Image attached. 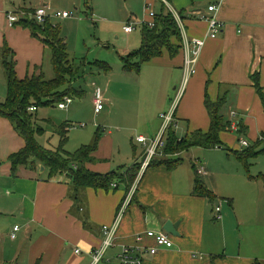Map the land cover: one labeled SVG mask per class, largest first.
I'll return each instance as SVG.
<instances>
[{
	"label": "crops",
	"instance_id": "obj_1",
	"mask_svg": "<svg viewBox=\"0 0 264 264\" xmlns=\"http://www.w3.org/2000/svg\"><path fill=\"white\" fill-rule=\"evenodd\" d=\"M86 1L0 0V89L2 87L4 89L5 83L7 85L1 61V52L6 43L14 51L16 71L20 79L41 73L46 76L47 62L53 66L51 50L41 39L35 37L29 28L21 21L13 27L9 26L10 12L32 10L34 13L37 8L46 5L67 11L71 9L69 7H76L78 12L84 9L86 16H91L92 22L101 23L104 26V35L122 32L129 40H133L138 27L142 36V27L139 23L149 19L147 6L151 5L156 13L163 10L162 0H88L87 3ZM157 2L161 4L160 8ZM170 4L180 13L184 24L186 22V32L191 39L206 37L208 32L206 18L210 14L208 9L210 4L220 6L218 17L225 23L223 31L217 38L207 39L197 65V73L189 81V94L187 95L186 89L176 109L177 127H180V122L187 123L186 128L181 125L187 131L186 135L197 129L207 131L210 128V117L205 106V93L208 89L214 101L225 94L227 102L231 101L229 114L235 111L238 121L244 124L248 135L259 139L264 132V108L252 75L259 72L264 87V0H172ZM29 17L35 19L33 15ZM74 17L72 15L69 18L52 20L60 27L68 51L70 43L64 33L67 35L66 31L74 24L85 22L83 19H73ZM126 25H133L136 29L127 33L124 29ZM130 47L123 50L122 56L132 52ZM184 57L183 48L175 58L165 52L163 56L142 65V67L145 64L158 65L147 69L149 73L145 75H142V67L141 71H137L126 70L122 66L123 72L119 74H115L110 65L109 68L103 69L106 75L111 74V77L106 79L104 86L93 83L96 87L94 104L99 91L100 96L107 102L104 109L109 106L110 112L107 117L110 123H119L117 117L120 110L126 112L125 116L120 117L125 120L131 119L133 116L131 111L123 109V106L134 102V99L141 101L142 98L146 104L144 110L137 116L139 132L136 134L126 136L124 132L127 130L123 128L115 133L109 130L103 135L102 129L104 131L106 129L99 126L94 136V139L97 135L100 136L99 146L93 153L94 160L86 164L89 170L100 174L116 171L126 177L127 171L134 165L143 164L146 148L136 140V136L156 138L159 135L163 125L161 114L171 109L176 89L181 86L184 79ZM174 70L180 73H174ZM132 72L142 76L140 80L142 87L137 92L126 82L131 81ZM169 74L173 77L171 82ZM174 76L180 79L178 85V80ZM164 79L165 83H162ZM160 84L167 86L159 90ZM125 86L130 87L128 91ZM103 110L97 113L95 109V112L100 115ZM122 122L123 119L120 124ZM65 125L69 131V124ZM221 137L222 140H226L224 135ZM120 139L125 140L127 144L131 141L133 158L130 151L128 153V148H125L124 152L117 149V140ZM107 144L110 146L108 151ZM24 145L23 137L15 131L9 119L0 116V190L7 191L6 197L0 195V198H3L0 216L4 218L7 215L1 211L8 206L19 208L21 216L19 219L21 224L18 222L10 224L11 234L13 235L14 228L18 225L20 229L16 233L20 235L15 238L11 236L15 248L10 257L4 253L3 263L93 264L92 251L103 243V227L113 224L121 205L135 186L115 242L107 251L110 260H114L115 264H119L118 255L125 246L154 245L155 241L148 237L146 232L149 230L167 232L164 229L167 221L178 224V236L168 233L174 241V247L162 248L156 255L146 256L144 264H259L254 261L251 253L241 252V243L235 236L239 226L245 223L246 212L238 209L233 191L235 189L242 193L246 191L247 201L251 200L254 188L258 187L255 186V179H248L249 183L246 181L244 183L241 168L236 165V162L240 161L233 153L218 147L214 150L192 147L187 150L189 163L184 162L183 152L182 161L172 168L162 164L142 169L141 165L139 176L130 188L125 180L115 181L113 184L116 186L112 185L108 190L87 188L82 193L84 201L80 202L81 208L77 209L72 192V178L69 175L61 174L49 178L46 168L42 172L41 169L39 171L25 166L19 167L16 176L12 175L9 156ZM156 160L163 161L167 158L159 154ZM129 161H133L130 166L127 165ZM239 164L243 165L241 162ZM200 165L205 167V173L202 175L197 171ZM231 165L237 167L235 173L226 170V167ZM197 174L213 191L216 196L214 200L194 193ZM215 201L218 203L215 204ZM209 202L215 205L213 219L220 221V224L211 221ZM217 207L221 208L219 212ZM257 216L259 217V212L249 213L250 220H255ZM206 222L213 224L220 232L218 236L214 231L208 235L218 244H210L207 250L206 238L203 237ZM0 239L5 240L3 230L0 231ZM30 240L33 241L32 245L26 246L29 249H25L23 243ZM77 249L81 250L80 253L76 252ZM24 250L28 253H24ZM219 250L223 253L217 254Z\"/></svg>",
	"mask_w": 264,
	"mask_h": 264
},
{
	"label": "trees",
	"instance_id": "obj_2",
	"mask_svg": "<svg viewBox=\"0 0 264 264\" xmlns=\"http://www.w3.org/2000/svg\"><path fill=\"white\" fill-rule=\"evenodd\" d=\"M171 3L172 0H167ZM88 0L86 1V3ZM27 14L21 19L22 24L29 28L33 35L41 39L45 46L52 52V63L55 77L47 79L44 73L20 79L16 71V60L13 49L6 43L1 52V61L7 78V97L5 101L0 100V116L9 119L11 124L20 136L23 137L25 145L19 151L9 156L12 165V175L16 176L19 167L25 166L35 170L41 169L44 165L48 170L49 178L56 175L66 174L72 178V192L77 209L81 208L84 199L82 193L87 188L110 189L115 181H124L130 188L141 170L142 163H137L125 175L112 171L106 174L96 173L89 170L86 164L93 161V153L99 146L100 136L97 135L91 144L83 145L77 151L71 153L64 149L68 142V130L65 124L58 128L61 136V145L56 150L42 146L37 135L44 132L41 126L35 124V111H30L32 106L39 107L60 104L65 97L82 96L85 91L72 85L78 76V69L71 62L70 54L61 35V29L48 19L44 24L38 23L28 15L33 11L22 10ZM155 26L150 28L147 24H142V45L139 49L132 51L128 55L122 56L123 66L126 70L140 71L144 63L161 57L168 52L172 58L177 57L183 48L182 32L179 24L170 8L163 2V10L156 13L153 18ZM102 69L109 68L106 62L98 61L95 64ZM254 86L260 96L264 108V87L261 83L259 72L252 75ZM227 96L222 94L214 101L211 99L208 89L205 93V106L210 117V128L207 131L202 129L194 130L186 136L179 137L175 127L176 121L166 130V146L161 150L167 160L159 161L153 158L149 166L168 165L174 167L182 161L179 156L192 147L203 148H226L222 140V132L231 129L232 121L226 120L223 114L227 106ZM238 121V120H237ZM239 133H246V128L241 121H238ZM246 150H232L234 156L240 161L244 168L251 157H258L264 154V132L253 145L246 147ZM146 154V153H145ZM179 154V155H178ZM178 157H175V156ZM263 179L264 174L257 175ZM194 193L205 196L211 200L215 199L211 191L197 174L195 179Z\"/></svg>",
	"mask_w": 264,
	"mask_h": 264
},
{
	"label": "rangeland",
	"instance_id": "obj_3",
	"mask_svg": "<svg viewBox=\"0 0 264 264\" xmlns=\"http://www.w3.org/2000/svg\"><path fill=\"white\" fill-rule=\"evenodd\" d=\"M158 1V0H157ZM158 8H160L161 4L157 2ZM54 9H62L59 7L54 6ZM69 11L72 12V14L75 16L73 19H83L85 22L82 24H74L70 29H68L67 35L64 33V36L67 37L70 43V59L72 64L75 68L78 69L79 73L76 79L73 81L72 85L77 88H82L85 91L84 96L78 97L73 96V103L69 106V108L61 109L58 104L51 105V106H42L38 108V111H35L36 117H35V124L37 126H41L44 129V132L40 135H37V139L39 143L46 147L53 150H56L61 145V136L58 133V128L63 124H69V131H68V142L66 143L64 149L68 152H75L79 148H81L83 145H87L91 143L94 139L95 132L101 127H105L102 129L103 135L109 131L112 130L114 133L118 130H123V128H126L125 135L130 136L133 134L138 133V119L137 116L144 110V106L146 102L144 99L141 98V101L138 99H134V102L131 101L128 104H125L123 106V109H126L128 111H131L132 117L131 119L125 120V118L120 116H125L126 112L124 110L117 109L118 117L117 121L119 123H110L108 120L107 114L109 111V106H106V109L103 110L102 114H96L95 112V104H94V95H95V89L96 87L93 85L94 82L96 84L104 86V83L108 77H111V74L106 75L104 70L100 67H97L95 64L98 61L106 62L108 63L115 74H119L123 72L122 66L123 60V50L127 48L128 46L131 48V50H137L142 45V36H141V30L140 27L135 31L134 33V39L129 40L126 35H124L122 32H119L118 34H108L105 33L104 35V26H102L99 22H92L91 16L88 17L84 13V9L79 11L76 9V7H69ZM59 18H52L53 21H57ZM90 19V20H89ZM96 20V19H94ZM75 22V20H74ZM186 24V22H185ZM187 26V25H186ZM136 29V28H135ZM106 32V31H105ZM192 38V37H191ZM49 53L50 50H48ZM150 64H145L142 67V75H145L146 73H149V70L152 69V67H156L158 65L149 66ZM148 67V68H147ZM46 71V78L52 79L55 77V71L53 66L49 64V61L47 62V65L45 67ZM141 71V70H140ZM144 71V72H143ZM171 71V70H170ZM174 73H180L178 70H174ZM132 79L131 81H126L128 84H131V89H134L135 92L137 90L139 91L142 87V82H140L142 76L137 73H131L130 74ZM169 76V82L173 80V77L171 74ZM176 80L178 78L174 76ZM181 78V76H180ZM118 79V78H117ZM183 81V80H182ZM162 83H165V79ZM180 83V79L177 81V85ZM3 87L0 89V100L5 101L7 97V85L4 84ZM160 89L162 90V87L165 89L167 85L160 84ZM190 84L187 85V95L189 94V88ZM130 87L125 86V89L128 91ZM173 94L174 91H173ZM174 96V95H173ZM107 102H105L106 104ZM231 108V101L227 102V106L223 110V114L225 116V119L228 121H232L231 115L229 114ZM123 119L122 124H120L121 120ZM236 119V118H235ZM238 116H237V119ZM115 121V120H114ZM180 122V120L178 119ZM85 126H81V125ZM180 127H175V130L179 137L186 136L185 128L187 127V123L180 122ZM184 126L185 128L181 127ZM119 128V129H118ZM133 130V131H132ZM16 131V130H15ZM130 134H129V132ZM17 132V131H16ZM18 133V132H17ZM222 135L225 136L226 140L224 139V145L227 146L224 148L225 151H228L232 153V150H246V147H243L241 145V140H247L250 145H253L255 140L254 137L248 135V133H239V131H233L232 129H228L226 131L222 132ZM200 147V146H195ZM125 148H128V153L130 151V156L132 157V144L131 141L127 144L125 140L122 139L117 140V149H121L122 152H124ZM201 149H210L214 150V148H203ZM110 149V146L107 144V151ZM189 151V150H188ZM183 156V160L186 163H189V157H187L188 152L185 151ZM161 155H164L165 153ZM179 155V154H178ZM182 153H180L181 157ZM175 157H178L177 155ZM182 158V157H181ZM235 161V160H234ZM213 163H218L216 161H213ZM235 163V162H234ZM241 168V176L242 179H244V183L248 182V179L251 176L254 178H257V175H260L261 173L264 174V154L259 155L258 157H251L248 161V165L246 164L245 169L243 165L236 162ZM133 164V161L127 162V165L130 166ZM237 167L235 165H231L230 167H226V170H228L230 173H235V170ZM222 170V169H220ZM246 185V184H245ZM255 186L258 188H254L253 190V197L248 199L246 201V191L240 192V190H234L233 194H235L236 199V205H238V209L241 208V211L246 212V219L245 223L239 226L238 232H235V236L239 239V242L241 243V252L244 253H251L254 257V261L258 262L259 264H264V181L263 179H255ZM254 187V186H253ZM6 190H0V195L6 197ZM2 198V199H3ZM2 199L0 198V206L2 204ZM220 200V199H219ZM218 201V200H217ZM215 201L214 203L217 204L218 202ZM221 202V200H220ZM226 204V202H224ZM209 213L212 215L211 221L215 224H220V221H216L213 219L214 215V204L212 205L211 202H209ZM4 209L1 212L6 213L7 215L0 216V231L3 230L5 232V240L0 239V264H17L16 262H7L3 263V256L4 253H6L7 257L12 256V253L15 248V244L12 242L11 239L12 236V229L10 230V224L15 222H20V209L14 206H8L4 207ZM259 212V217L257 216L255 220H250L249 213H257ZM15 220V221H13ZM214 231L216 235H220L219 230L214 227L213 224H210L209 222L205 223L204 226V239L206 238V245L205 250L209 247L210 244L217 245L218 242L216 240H212L208 235H210ZM20 234L16 233V236ZM32 240L24 242L23 246L30 247L32 245ZM26 247L25 249H29ZM223 247V245H222ZM6 248V249H4ZM24 253H28L27 250H24ZM217 254L223 253V251L219 250L216 252ZM24 261V260H23ZM100 264H115L114 260H110V255L107 253L103 260L100 261Z\"/></svg>",
	"mask_w": 264,
	"mask_h": 264
},
{
	"label": "built area",
	"instance_id": "obj_4",
	"mask_svg": "<svg viewBox=\"0 0 264 264\" xmlns=\"http://www.w3.org/2000/svg\"><path fill=\"white\" fill-rule=\"evenodd\" d=\"M172 11L174 17L176 18L179 27L182 32V38H183V49L185 51V57H184V79L181 83V86L176 89V96L173 101V104L171 106V109L165 113L161 114V118L163 119V125L162 129L159 133V135L156 138H148L144 135H138L136 136V140L143 144L146 148V154L145 159L142 164V169H145L149 166L150 162L153 158L157 157L161 150L166 146L165 141V132L166 130L176 121V109L184 96L187 85L191 79L192 76H194L197 73V65L201 56V53L203 51V48L206 45L207 39H215L217 38L221 32L223 31L225 27V23L219 19L218 12H219V5L218 4H210L209 9V15L207 16V22H208V32L206 37L203 38H193L191 39L186 32V27L183 21V18L181 17L180 13L170 4L167 0H162ZM147 15L149 19L147 21H143L139 23L147 24L150 28H153L155 26L154 17L156 15V12L152 9L151 5H148L146 8ZM26 12H10L8 13V24L10 27L15 26L16 23L21 21V17L26 15ZM33 15L35 17V20L40 23L44 24L48 19L52 20V18H69L72 17V12L67 10H55L52 7L46 5L37 8L34 13L28 14ZM125 31L127 33L133 32L135 30V27L133 25H126L124 27ZM73 102L72 97H65V99L59 104V107L61 109H68L69 105ZM105 107V101L102 96H100V92L98 91L97 98L95 99V109L96 112H101ZM30 111H37V107L32 106L30 108ZM232 117V124L231 129L237 130L238 129V121L235 119L237 118V113L233 111L231 113ZM81 126H85L84 124ZM241 145L243 147L250 146L249 142L247 140H241ZM197 171L200 175L205 173V167L203 165L198 166ZM113 186H116V184H113ZM135 190V186H133L131 193L128 195L126 200L121 205V208L119 209V212L116 216L115 221L112 225H105L103 227V243L100 247L94 249L92 251V255L94 258V263L97 264L103 258L105 257L107 251L113 246L115 242V238L117 235V232L119 230V227L121 225V221L123 219L124 214L127 211V208L129 207L131 203V195ZM220 207H217V211H220ZM20 229V227L17 225L13 233V238L16 237V232ZM146 235L150 238H152L155 241V244L152 246H125L122 248V251L119 253V264H144L145 257L146 256H153L156 255L160 249L162 248H172L174 247V241L171 238V236L164 231H155V230H149L146 232ZM80 249H77L76 252L80 253Z\"/></svg>",
	"mask_w": 264,
	"mask_h": 264
},
{
	"label": "water",
	"instance_id": "obj_5",
	"mask_svg": "<svg viewBox=\"0 0 264 264\" xmlns=\"http://www.w3.org/2000/svg\"><path fill=\"white\" fill-rule=\"evenodd\" d=\"M40 167H41V171L44 172L45 166L41 164ZM177 227H178V224H175L171 221H167V223L164 226V229L165 231H167V233L178 236L179 233L177 231Z\"/></svg>",
	"mask_w": 264,
	"mask_h": 264
}]
</instances>
